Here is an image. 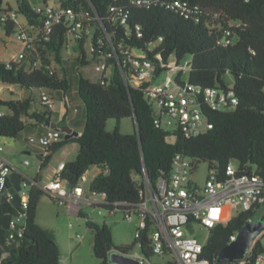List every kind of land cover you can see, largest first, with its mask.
Wrapping results in <instances>:
<instances>
[{"label": "trees", "instance_id": "trees-1", "mask_svg": "<svg viewBox=\"0 0 264 264\" xmlns=\"http://www.w3.org/2000/svg\"><path fill=\"white\" fill-rule=\"evenodd\" d=\"M4 1L0 0L1 12L15 11L23 16L31 34L43 31L44 17L34 12L28 0H18L16 10L4 5ZM187 1L199 7V21L161 5L137 7L129 0H60L63 7L83 9L90 18L96 16L100 21L85 20L90 35L83 33L74 42L73 59L65 56L70 43L68 30L58 24L47 40L41 36L36 40L35 50H29L22 61L9 65L0 61V81L31 93L23 100L0 99V108L10 111L0 116V140L17 139L23 132L32 134L38 127L41 128L38 133L46 129L44 125L50 123L53 111L36 95L46 89L53 97L65 101L67 110L74 104L73 95L76 96L83 105L85 127L77 138L65 140L63 134L62 140L48 149L41 171L60 148L77 143L78 155L66 164L61 179L76 184L91 169H100L90 183V192L105 195L103 209L110 213L128 210L125 206L117 208L116 204L141 203L145 179L155 186L160 179L167 178L177 154L191 160L193 174L200 164L206 163L209 170H215L223 178L227 166L234 163L240 172H254L264 179V0ZM111 7L117 8L119 16H126V25L108 19ZM19 28L14 21H3L0 16V40L11 37ZM225 37L231 40L226 46L221 42ZM119 45L138 50L153 60L158 66L155 78L168 70L172 57L178 64L189 60L190 85L233 91L238 104L221 112L202 105L203 115L213 128L198 137L185 138L165 130L156 124L159 113L147 98L145 88L125 83L122 72H129L130 66L119 65L113 50ZM37 61L39 66L34 67ZM98 61L111 67L109 80L92 81L81 70ZM181 76L177 77L179 84ZM227 77L233 79L232 87L227 85ZM126 119L135 125L132 134L121 132L120 126ZM110 120L116 122L113 132L106 130ZM67 124L63 120L60 126ZM24 189L26 197L21 195ZM43 197L54 202L40 185V174L31 180L10 168L4 192L0 194V264H62L54 232L37 223ZM84 215L80 218H86ZM256 215L240 212L227 225L210 230L203 257L211 264H257V258L264 254V230L243 260L217 262L219 253L230 244V236L245 227L249 219L255 220ZM86 225L93 231V252L100 264H110L113 249L125 255L133 249L116 246L105 222L88 221ZM152 226L153 222L148 220L141 238L133 244L140 242L148 259L154 258L148 236ZM19 230L23 232L20 238ZM12 235L14 239L10 238Z\"/></svg>", "mask_w": 264, "mask_h": 264}, {"label": "built area", "instance_id": "built-area-1", "mask_svg": "<svg viewBox=\"0 0 264 264\" xmlns=\"http://www.w3.org/2000/svg\"><path fill=\"white\" fill-rule=\"evenodd\" d=\"M250 1L245 0L247 3ZM129 2L137 7L161 5L179 13L182 17H192L199 21V7L191 5L187 0H129ZM33 9L36 14L44 17L43 31L31 34L20 27L17 32V42L21 45V50L12 61H22L29 50H35L36 40L40 36L47 40L58 24L64 25L68 30L69 39L73 38L75 42L83 33L90 35L89 26L85 27V20L100 21L96 16L90 18L83 9L77 11L73 7H63L60 0L56 6L43 4L34 6ZM0 16L3 21L11 20L18 24L19 15L15 11L11 13L0 11ZM108 19L126 25V16H119L115 7L109 9ZM227 35L230 36V33ZM107 38L111 41L110 34H107ZM161 41L162 38L159 39V42ZM221 42L226 46L231 40L225 37ZM113 50L120 62L119 65L130 66L129 72H122L125 83L128 86L145 88L147 98L159 113L156 124L165 130L173 131L185 138L198 137L213 128V124L203 115L202 105L221 112L232 109L238 104L233 91L223 92L190 85L189 60L178 64L176 58L172 57L167 65L168 70L161 74L165 75L164 80L154 86L161 75L155 78L158 66L153 60L148 59L138 50L122 45H119L118 49L113 47ZM159 57L160 55L157 56L158 59ZM10 62L6 63L9 65ZM94 64H96L95 74L100 75V79L109 80L111 67L105 61ZM33 65L37 67L39 62ZM179 75H182L181 84L177 81ZM40 99L51 111L55 110L56 100L49 90H43ZM4 114L0 111V116ZM63 134L61 129L48 128L41 134L29 137L27 143L31 148L41 151L44 160L48 149L60 142ZM4 152L5 145L0 140V194L4 192L12 168L4 158ZM24 164L30 165V162L25 161ZM65 166V163L58 165L52 181L45 188L42 187L44 191L58 206L67 208L69 215L80 217L84 208L98 209V214L103 215L105 195L91 194L90 188L86 192L83 187V184L88 182V173L82 175L76 184L69 187V183L61 179ZM193 176L191 160L182 154H177L173 160V169L167 178L160 179L155 186L148 178L145 179L141 203L116 204L117 208L128 207V210L121 212L124 214V220L130 222L134 216L138 217L136 240L141 238L142 230L147 227V221L153 222L152 229L148 233L151 253L159 260L170 258L163 264H211L203 257L206 244H202L196 237L197 230L210 231L220 225H227L238 213H258L264 206V179L254 172H240L234 163L227 166L223 178H220L215 170L208 169L203 187H198L193 182ZM24 186L26 187L25 184ZM21 195L26 197V189L21 191ZM27 206V202L24 201L23 207ZM115 212L119 211L116 209L112 213ZM85 219L86 222H93L88 218ZM252 221L253 219H249V223ZM14 225L15 222H12V226ZM22 233L21 230L18 231V238L22 237ZM237 235L238 233H235L230 236V243L237 240ZM14 237L15 235H12L10 238L14 239ZM77 239L83 240V236L78 235ZM136 246L140 249L139 253H131V251L127 255L117 251L116 253L137 260L140 264H151L152 259H148L143 254L140 242ZM110 264H112L111 258ZM257 264H264V254L257 258Z\"/></svg>", "mask_w": 264, "mask_h": 264}, {"label": "rangeland", "instance_id": "rangeland-1", "mask_svg": "<svg viewBox=\"0 0 264 264\" xmlns=\"http://www.w3.org/2000/svg\"><path fill=\"white\" fill-rule=\"evenodd\" d=\"M14 7H16L15 0H7ZM32 5H37L42 3L41 0H30ZM54 0H49V5L53 6ZM19 23L24 24V19L22 16H19ZM74 39L70 38V44L68 46V51L65 56L73 59L76 57V53L74 52ZM20 50V44L17 42V33L11 35L10 39L6 42L0 40V58L4 62H8V60H13L16 55H18ZM86 50L90 52V44H86ZM11 60V61H12ZM10 62V61H9ZM96 64L92 63L88 67L81 69L83 73L90 77L92 81H96L100 79V75L95 74L94 69ZM165 78V75H161L157 81L154 83L155 85L160 84ZM227 85L232 87L234 81L231 77L226 78ZM1 93L0 97H4L5 99L9 98L10 93L16 88L14 86H3L0 81ZM20 89H18L19 91ZM41 94V93H40ZM39 94V97H40ZM18 97H23L22 94H17ZM17 99V96L14 97ZM0 111L6 112L7 110L1 108ZM116 122L114 120H110L107 123L106 130L108 132H113L115 128ZM122 134H132L134 133V125L131 119H126L122 122L120 126ZM27 132H23L16 140L15 139H7L2 138L1 142L5 144V155L9 156L10 160L14 166L22 171L26 176L31 175L33 173V167L38 169V157L36 153H31L27 155L25 152V148H31L27 139ZM170 142H173V139H169ZM79 147L78 144L70 143L68 147L62 150V154L66 155L68 158L74 157L75 148ZM59 150L53 155L56 156L55 159L59 156ZM28 160L31 167L29 165H25V161ZM53 165H57V162H51L47 165L46 168L43 169V175L47 176V174L52 177L53 175ZM56 170V169H55ZM54 170V172H55ZM208 172V164L202 163L198 166L196 172L193 176V182L198 187H203L206 181V176ZM37 172L34 173L35 176ZM97 174V170H93L88 174V182L83 184L85 191H88L90 187V183L95 178L94 176ZM45 181L41 184L43 188H45L53 179ZM98 209L84 208L83 213L84 216L95 223H103L105 222L111 229L113 242L116 246H132L133 249L131 253H139L140 249L137 246H134L135 242V234L138 229L139 219L137 216L133 217L132 221L124 220V214L121 212L110 213L105 210H102L103 215L98 214ZM264 217V206L261 207L260 211L257 213L255 220L262 219ZM37 220L39 224L46 229L52 230L55 235L56 243L59 247L60 251V259L62 264H100V261L94 256L93 252V231L90 230L86 225V219L80 218L76 215H69L67 208L58 206L55 202H53L48 197H43L39 203L38 211H37ZM72 225V227H70ZM83 236V240H78L77 236ZM196 237L202 244H207L209 231L207 229H198L196 232ZM264 244V239L262 240ZM170 258H166L165 260H159L158 258H154L150 261V263H159L163 264L169 261ZM148 264V263H147Z\"/></svg>", "mask_w": 264, "mask_h": 264}, {"label": "crops", "instance_id": "crops-1", "mask_svg": "<svg viewBox=\"0 0 264 264\" xmlns=\"http://www.w3.org/2000/svg\"><path fill=\"white\" fill-rule=\"evenodd\" d=\"M29 1V3L31 4V6H37V5H43V4H46V5H49V0H41L42 1V3H39V4H37V5H32V3H31V1L30 0H28ZM15 3H16V7H14L10 2H8L7 0H5L4 1V5H6V4H9L14 10H16L17 9V5H18V0H15ZM53 6H56L58 3H59V0H54L53 2ZM19 16H21V15H19ZM23 17V16H22ZM19 19V18H18ZM23 19H24V24H22V23H19V20H18V24L20 25L19 27H21V28H24L25 30H27L28 32H29V30H31V28H30V26L28 25V23H27V21H26V19L23 17ZM8 39H10V37L9 38H4V39H2V41L3 42H6ZM20 50H21V45H20ZM19 50V51H20ZM12 60V59H11ZM11 60H8V62L9 61H11ZM0 61H2V62H4L3 60H1V58H0ZM2 83V82H1ZM3 84V83H2ZM5 85H7V84H3V86H5ZM7 86H14L15 88H16V90H14V91H12L11 93H10V96H9V98H7V99H5L4 97H0V99L1 100H23V99H27L28 97H30L31 96V93L29 92V91H26V90H24V89H22L20 86H18V85H7ZM18 89H20L19 91H18ZM1 88H0V93H1ZM42 91H40V92H38L36 95L38 96L37 97V99H39V94L41 93ZM22 94V96L23 97H18V95L17 94ZM15 96H17V99H15L14 97ZM55 98V100H56V104H55V110L53 111V117L51 118V121H50V123H48V124H45L44 125V128H54V129H60V128H62V127H64V126H60V123L63 121V120H65L66 121V123H69V125L67 124L66 126H68V127H70L72 130H73V132H77V133H79V136L82 134V132H83V130H84V127H85V114H84V109H83V105H82V103L76 98V96H74L73 95V102H74V104H72L71 103V107H70V109L69 110H67V108H66V104H65V101H62L61 99H59L58 97H54ZM74 108H73V107ZM2 108H4V107H2ZM1 109V108H0ZM4 109H6L7 111L6 112H4L5 114H10V111L7 109V108H4ZM3 112V111H2ZM27 121V123H32L31 121H28V120H26ZM133 125H134V123H133ZM41 128H35V129H33V130H35L34 132H32V134H29V135H27V137H25V140L26 139H28L29 137H31V136H35V135H38V134H41L42 132H44L46 129H43V131L42 132H39L38 133V131L40 130ZM134 131H135V125H134ZM78 136V137H79ZM74 138V137H73ZM75 138H77V137H75ZM72 139V138H71ZM16 140V139H15ZM71 144L72 143H75V142H70ZM70 143H68L67 145H65V146H63L62 148H60L59 149V156L57 157V159H55V157L56 156H52V158H51V161L49 162V164L51 163V162H57V165L55 166V165H53V175H52V177H54L55 176V174H56V172H57V168H58V165L59 164H61V163H65V164H67V163H70V162H73L75 159H76V157H77V155H78V152H79V147H77L76 146V148H75V150L73 149V151H74V157L73 158H68L66 155H64V154H62V150L64 149V148H66V147H68L69 146V144ZM4 144V143H3ZM75 144H77V143H75ZM5 145V144H4ZM25 150H26V154L27 155H30L31 153H36V155H37V159H38V163H39V165H38V169L35 167H33V173L31 172V175H25L22 171H20L19 169H17L15 166H14V164H13V162H12V159L10 160V158H9V156H7V155H5V153H4V158L7 160V162L12 166V167H14L16 170H18L19 172H21L26 178H28V179H31V180H34L35 178H37V176H38V174H40V185L44 182V180L45 181H48V180H50V178H52L51 176H50V174L48 175L47 174V176H45V175H43V170L41 171V165H42V163H43V160H42V152L41 151H39V150H36V149H34V150H31L30 148H25ZM26 161H28V160H26ZM32 166V164H30L29 165V167H31ZM56 169V170H55ZM54 170H55V172H54ZM93 170H95V168H93V169H91L89 172H88V174L90 173V172H92ZM96 170H97V174L94 176V177H96L99 173H100V169H98V168H96ZM35 172H37V174L35 175V176H33L34 175V173ZM89 179V178H88ZM90 188V187H89ZM89 188H88V191H89ZM84 214V213H83ZM37 223L39 224V222H38V220H37ZM40 225V224H39ZM41 226V225H40ZM42 227V226H41Z\"/></svg>", "mask_w": 264, "mask_h": 264}, {"label": "water", "instance_id": "water-1", "mask_svg": "<svg viewBox=\"0 0 264 264\" xmlns=\"http://www.w3.org/2000/svg\"><path fill=\"white\" fill-rule=\"evenodd\" d=\"M136 119V117H134ZM62 133L65 135V140H69L73 137H78L79 133L73 132V130L64 126L60 128ZM69 187H72V184H69ZM264 230V217L259 220H253L243 227L237 235V240L230 243L225 247L218 255V263H228L233 261L243 260L247 253L249 252L253 242ZM112 264H140L137 260L126 257L125 255H120L116 253V250H113L111 255Z\"/></svg>", "mask_w": 264, "mask_h": 264}]
</instances>
